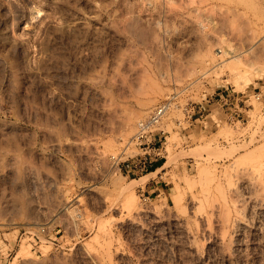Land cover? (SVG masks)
Instances as JSON below:
<instances>
[{
    "label": "rangeland",
    "instance_id": "1",
    "mask_svg": "<svg viewBox=\"0 0 264 264\" xmlns=\"http://www.w3.org/2000/svg\"><path fill=\"white\" fill-rule=\"evenodd\" d=\"M0 264H264V0H0Z\"/></svg>",
    "mask_w": 264,
    "mask_h": 264
},
{
    "label": "built area",
    "instance_id": "2",
    "mask_svg": "<svg viewBox=\"0 0 264 264\" xmlns=\"http://www.w3.org/2000/svg\"><path fill=\"white\" fill-rule=\"evenodd\" d=\"M259 100V96H255ZM234 98L228 93L222 102L223 115L227 116L225 119H239L242 112L240 103L233 104ZM171 101L165 99L158 103V105L148 114V116L136 124V130L133 135L130 145L138 148L140 153L135 156L134 161L130 162L132 171L136 174L146 173L153 161L157 160L162 152L158 147L164 132L159 129V126L164 119L165 115L171 109ZM193 109L194 105L191 106ZM190 117V116H188ZM148 145H151L150 147ZM148 160V161H147Z\"/></svg>",
    "mask_w": 264,
    "mask_h": 264
}]
</instances>
